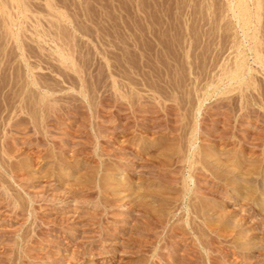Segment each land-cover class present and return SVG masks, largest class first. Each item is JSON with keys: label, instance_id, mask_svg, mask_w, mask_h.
<instances>
[{"label": "rangeland", "instance_id": "1", "mask_svg": "<svg viewBox=\"0 0 264 264\" xmlns=\"http://www.w3.org/2000/svg\"><path fill=\"white\" fill-rule=\"evenodd\" d=\"M0 264H264V0H0Z\"/></svg>", "mask_w": 264, "mask_h": 264}, {"label": "bare ground", "instance_id": "2", "mask_svg": "<svg viewBox=\"0 0 264 264\" xmlns=\"http://www.w3.org/2000/svg\"><path fill=\"white\" fill-rule=\"evenodd\" d=\"M231 3H232V1H231ZM239 12L237 11V14H238ZM236 14V15H237ZM246 14V13H245ZM242 66V65H241ZM244 66H245V64H244ZM238 67V66H237ZM240 68V67H239ZM237 71V70H236ZM246 72V71H245ZM236 73V72H235ZM239 73V72H238ZM232 74V73H231ZM237 74V73H236ZM242 74V73H241ZM242 77V76H241ZM240 77V78H241ZM244 77V76H243ZM232 79H234V78H232ZM34 80V79H33ZM35 81V80H34ZM37 84V83H36ZM40 85V84H39ZM27 98H29V97H27ZM27 98H25L26 100H27ZM41 99V98H40ZM40 99H37V100H40ZM30 100V99H29ZM41 103V102H40ZM246 120V119H245ZM259 138V137H258ZM253 144V143H252ZM254 145V144H253ZM252 147V146H251ZM252 149V148H251ZM33 152V151H32ZM207 152H209V151H207ZM254 152V151H253ZM206 153V152H205ZM210 153V152H209ZM204 154V153H203ZM203 156V155H202ZM205 157V156H204ZM203 158V157H202ZM190 159V158H189ZM205 159V158H204ZM203 159V160H204ZM204 162H206V161H204ZM203 162V163H204ZM206 163H208V162H206ZM206 163H205V165H206ZM204 166V165H203ZM245 167V166H244ZM257 167V166H256ZM241 168V167H240ZM203 169H201V171H202ZM242 170V169H241ZM203 172V171H202ZM204 172H205V170H204ZM228 172V171H227ZM246 172V171H245ZM243 173V172H242ZM189 190V189H188ZM206 214V213H205ZM191 215V214H190ZM207 216V215H206ZM203 218H205V217H203ZM206 219V218H205ZM206 222V221H205ZM194 229V228H193ZM162 247V246H161ZM83 250V249H82ZM97 251V250H96ZM83 252V251H82ZM157 254H160V253H157ZM167 254V253H166ZM165 255V254H164ZM156 256V255H155ZM167 256V255H166ZM72 257V256H71ZM74 259V258H73ZM156 259V258H155ZM64 260V259H63ZM80 260V259H79ZM69 261V260H68Z\"/></svg>", "mask_w": 264, "mask_h": 264}]
</instances>
